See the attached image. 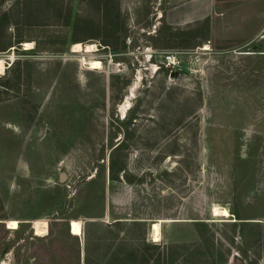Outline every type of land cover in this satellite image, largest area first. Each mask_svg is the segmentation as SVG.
<instances>
[{"label": "rangeland", "instance_id": "rangeland-1", "mask_svg": "<svg viewBox=\"0 0 264 264\" xmlns=\"http://www.w3.org/2000/svg\"><path fill=\"white\" fill-rule=\"evenodd\" d=\"M2 59L0 264H264V0H0Z\"/></svg>", "mask_w": 264, "mask_h": 264}, {"label": "bare ground", "instance_id": "bare-ground-1", "mask_svg": "<svg viewBox=\"0 0 264 264\" xmlns=\"http://www.w3.org/2000/svg\"><path fill=\"white\" fill-rule=\"evenodd\" d=\"M31 44L29 43H26L24 44V49H30ZM207 47H205L206 49ZM72 51L75 52V53H81V52H84V53H87V54H90V53H93V52H96L97 51V47L95 45H85L83 46L82 44H74L72 46ZM90 66H91V69H101L102 68V63L99 62V61H93L90 63ZM5 69V62L4 60H0V72L2 73L3 70ZM214 215L215 216H228L229 215V212L227 210H224V209H215L214 210ZM160 223L161 221H158L157 223H155L153 225V237H154V240L157 242L160 240L161 238V231H160ZM8 227L10 229H16L18 227L17 223L15 221H10L8 222ZM70 231H71V234L72 235H81L82 231H81V224L79 221H72L70 223Z\"/></svg>", "mask_w": 264, "mask_h": 264}, {"label": "built area", "instance_id": "built-area-1", "mask_svg": "<svg viewBox=\"0 0 264 264\" xmlns=\"http://www.w3.org/2000/svg\"><path fill=\"white\" fill-rule=\"evenodd\" d=\"M176 63H177V58L172 53H167L164 56V60L162 61V65L165 66L166 68H172L176 65Z\"/></svg>", "mask_w": 264, "mask_h": 264}, {"label": "trees", "instance_id": "trees-1", "mask_svg": "<svg viewBox=\"0 0 264 264\" xmlns=\"http://www.w3.org/2000/svg\"><path fill=\"white\" fill-rule=\"evenodd\" d=\"M206 22L207 21H204V23H206ZM117 170H118V167H116V164H115V162L113 160V156H111V161H110V166H109V177H110L111 180H116L117 179Z\"/></svg>", "mask_w": 264, "mask_h": 264}, {"label": "water", "instance_id": "water-1", "mask_svg": "<svg viewBox=\"0 0 264 264\" xmlns=\"http://www.w3.org/2000/svg\"><path fill=\"white\" fill-rule=\"evenodd\" d=\"M61 176L63 177V174Z\"/></svg>", "mask_w": 264, "mask_h": 264}]
</instances>
